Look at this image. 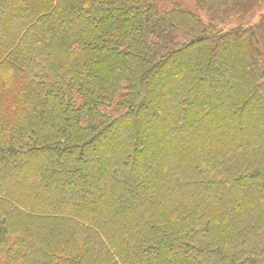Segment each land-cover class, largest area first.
Masks as SVG:
<instances>
[{
    "label": "trees",
    "instance_id": "1",
    "mask_svg": "<svg viewBox=\"0 0 264 264\" xmlns=\"http://www.w3.org/2000/svg\"><path fill=\"white\" fill-rule=\"evenodd\" d=\"M0 264H264V0H0Z\"/></svg>",
    "mask_w": 264,
    "mask_h": 264
}]
</instances>
